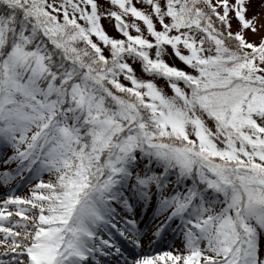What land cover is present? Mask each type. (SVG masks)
Masks as SVG:
<instances>
[{
  "label": "snow or ice",
  "instance_id": "obj_1",
  "mask_svg": "<svg viewBox=\"0 0 264 264\" xmlns=\"http://www.w3.org/2000/svg\"><path fill=\"white\" fill-rule=\"evenodd\" d=\"M0 264H264V0H0Z\"/></svg>",
  "mask_w": 264,
  "mask_h": 264
},
{
  "label": "rangeland",
  "instance_id": "obj_2",
  "mask_svg": "<svg viewBox=\"0 0 264 264\" xmlns=\"http://www.w3.org/2000/svg\"><path fill=\"white\" fill-rule=\"evenodd\" d=\"M105 27H108V22L104 21ZM167 59V58H166ZM169 62H172L171 60ZM158 84H162V81H157ZM22 195V194H21ZM19 219V218H18Z\"/></svg>",
  "mask_w": 264,
  "mask_h": 264
}]
</instances>
